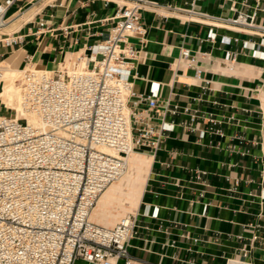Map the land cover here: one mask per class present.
Instances as JSON below:
<instances>
[{"label":"crops","instance_id":"1","mask_svg":"<svg viewBox=\"0 0 264 264\" xmlns=\"http://www.w3.org/2000/svg\"><path fill=\"white\" fill-rule=\"evenodd\" d=\"M149 1L185 6V0ZM125 2L56 0L10 29H19L22 41L0 44V59L23 48L22 61L55 71L104 40L109 17ZM195 8L221 16L255 12L264 25V0H201ZM162 10L142 8L144 39L131 38L139 49L133 89L158 85L147 121L163 127L162 138L154 153L142 147L131 156V192L109 205L117 202L119 209L103 224L137 213L132 264H226L228 258L264 264V73L262 60L242 45L260 36ZM40 18L52 30L35 32ZM211 28L215 36L208 39ZM184 47L195 56L192 63L181 56ZM172 105L176 113L166 110ZM73 264L93 263L78 258Z\"/></svg>","mask_w":264,"mask_h":264},{"label":"built area","instance_id":"2","mask_svg":"<svg viewBox=\"0 0 264 264\" xmlns=\"http://www.w3.org/2000/svg\"><path fill=\"white\" fill-rule=\"evenodd\" d=\"M55 1L0 0V44L22 41L19 29L3 30L13 14L45 2L38 14ZM199 1L185 0L179 7L126 0L109 17L107 37L75 54L71 66L52 71L28 62L22 69L16 79L21 108L37 122H29L22 111L13 117L12 108L0 112V264H73L78 258L132 264L129 247L137 213L127 212L112 225L90 219V213L101 192L125 172L127 154L142 147L154 153L162 138L163 127L147 121L158 85L152 83L147 92L133 89L139 49L131 38L142 41L146 32L141 9L162 8L163 16L177 14L185 21L259 35L258 42L242 45L262 60L264 73V25L255 21V12L214 15L196 9ZM50 30L45 20L37 21L35 32ZM214 36L211 28L207 38ZM220 40L230 43L231 38ZM181 56L189 63L195 59L185 47ZM2 75L0 67V81ZM166 110L176 113L177 105ZM203 173L197 171L196 178Z\"/></svg>","mask_w":264,"mask_h":264},{"label":"bare ground","instance_id":"3","mask_svg":"<svg viewBox=\"0 0 264 264\" xmlns=\"http://www.w3.org/2000/svg\"><path fill=\"white\" fill-rule=\"evenodd\" d=\"M44 3L45 2L41 3L38 6L36 4H32L29 7L19 10L9 18L8 23L5 25L3 30L8 31L12 29V27L20 25L25 20L30 19ZM23 53V48H18L13 50L10 55L0 59V67L3 71L2 80L0 81V100L5 102V107L8 106L7 108L13 109L11 112L13 117L18 116L20 111H22L23 114L28 118L29 122L36 123L37 118L32 114L24 112L21 108V94L18 84H16V79L24 68H21ZM73 59L74 55L72 57H67L63 63L65 65L61 64V67L67 65L71 66ZM15 110H17V113L15 112ZM5 113H7V111ZM133 154L134 151H130L126 156L128 165V169L126 170V172H124L116 181L109 184L98 196L96 203L92 208V212L90 213V219L101 221L100 223L103 224L105 221L112 220L108 218L109 216L113 215L114 217L113 212H109L108 214L105 213L106 206L116 195L121 196L124 193V183L129 182L132 179L131 177H133V173L129 171L130 169H133V165L131 162V156ZM95 211L99 212L102 217L100 215L95 216L93 214ZM229 264H241V262L239 260L230 259Z\"/></svg>","mask_w":264,"mask_h":264},{"label":"rangeland","instance_id":"4","mask_svg":"<svg viewBox=\"0 0 264 264\" xmlns=\"http://www.w3.org/2000/svg\"><path fill=\"white\" fill-rule=\"evenodd\" d=\"M14 9V7H11L9 10H8V13H10L12 10ZM7 55V54H6ZM6 55H4V56H6ZM19 65H20V63H19ZM27 65V62H24V61H22V63H21V68H23V67H25ZM67 65V64H66ZM68 66V65H67ZM16 84H17V81H16ZM1 90V89H0ZM5 105V102L4 101H1L0 100V112H8L9 110L8 109H10V108H8V109H6L7 107H5L4 106ZM13 116V115H12ZM135 153V152H134ZM128 169V165H127V167H126V170ZM126 170H125V172H126ZM133 173V172H132ZM134 174V173H133ZM130 181L129 182H126V183H124V193L122 194V195H126V197H127V199H128V196H129V194H130V192H131V190L129 189V187H130ZM127 188V189H126ZM121 195V196H122ZM120 195H116L113 199H112V201L110 202V203H108V205L106 206V210H105V213L106 214H108L109 212H111L110 210H116L117 211V209H119V208H117V205H118V203L117 202H114L113 203V205L110 207V210H109V205L114 201V200H116V199H118V198H120L121 197ZM108 209V210H107ZM108 211V212H107ZM92 212V211H91ZM95 216H98V215H100L99 214V212H94L93 213ZM101 217H102V215H100Z\"/></svg>","mask_w":264,"mask_h":264}]
</instances>
